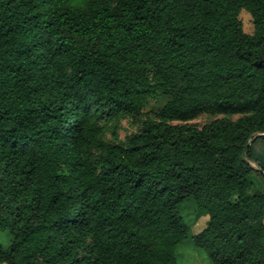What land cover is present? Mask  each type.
I'll list each match as a JSON object with an SVG mask.
<instances>
[{
    "label": "trees",
    "instance_id": "1",
    "mask_svg": "<svg viewBox=\"0 0 264 264\" xmlns=\"http://www.w3.org/2000/svg\"><path fill=\"white\" fill-rule=\"evenodd\" d=\"M259 144L264 0H0V264H264Z\"/></svg>",
    "mask_w": 264,
    "mask_h": 264
},
{
    "label": "rangeland",
    "instance_id": "2",
    "mask_svg": "<svg viewBox=\"0 0 264 264\" xmlns=\"http://www.w3.org/2000/svg\"><path fill=\"white\" fill-rule=\"evenodd\" d=\"M240 19L243 23L244 31L252 34L254 32V25L251 15L246 11L242 10L240 13ZM168 100L167 96L159 95L156 98H152L148 101L145 106V111H156L160 109ZM214 117L210 115H201L198 118L192 120L198 126H202L207 122L211 121ZM138 128L137 124L131 119H123L118 123V127L114 125L109 126L105 131V136L108 139H114L115 133L119 139L124 140L125 137L136 131ZM259 155L264 157V144H259L257 147ZM255 167H259L257 162H252ZM181 215L186 223L191 227L193 234L200 232L207 224L208 216H201L196 218L194 215L193 201L186 202L180 210ZM6 234V233H4ZM3 236V234H2ZM8 236L4 237V243H8ZM176 255L180 264H213L206 252L195 246L193 238L189 237L181 242L176 248Z\"/></svg>",
    "mask_w": 264,
    "mask_h": 264
},
{
    "label": "water",
    "instance_id": "3",
    "mask_svg": "<svg viewBox=\"0 0 264 264\" xmlns=\"http://www.w3.org/2000/svg\"><path fill=\"white\" fill-rule=\"evenodd\" d=\"M251 141H252V140H250V142L248 143L247 147L250 145ZM246 151H247V148H246V150H245V155H247V152H246Z\"/></svg>",
    "mask_w": 264,
    "mask_h": 264
}]
</instances>
